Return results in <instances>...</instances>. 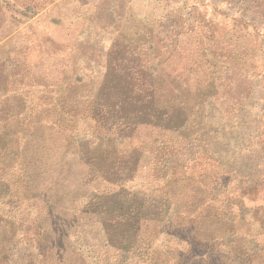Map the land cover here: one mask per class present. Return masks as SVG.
I'll return each instance as SVG.
<instances>
[{"label": "trees", "instance_id": "16d2710c", "mask_svg": "<svg viewBox=\"0 0 264 264\" xmlns=\"http://www.w3.org/2000/svg\"><path fill=\"white\" fill-rule=\"evenodd\" d=\"M34 1L0 0L7 23L36 15ZM210 4L249 41L171 1L124 36L114 16L96 81L0 65V261L264 264V124L246 117L252 92L264 100V0ZM102 9L86 6L72 36ZM174 58L186 66L166 71Z\"/></svg>", "mask_w": 264, "mask_h": 264}, {"label": "rangeland", "instance_id": "374dc122", "mask_svg": "<svg viewBox=\"0 0 264 264\" xmlns=\"http://www.w3.org/2000/svg\"><path fill=\"white\" fill-rule=\"evenodd\" d=\"M171 1L181 15L189 16L192 20L197 17L205 24V28L208 26L210 31L215 30L217 36L225 40L249 41L244 33L231 30L230 20L222 17L218 12L226 9L230 11V8L226 4H220L215 8L210 4L211 0H188L186 5L196 6L197 10L185 8L184 0H146L145 2L143 0H36L34 3L39 12L34 16L20 15V24L9 25L8 18L6 16L5 19V12L0 7V65L7 63L11 69L15 65L18 68L23 66L25 72H31L33 67H36L35 70L39 72L42 70L60 71L61 75H71V77L73 75L82 83L96 81L101 76L106 50L114 37V16L118 15L124 20L121 30L124 36L128 34L132 25L142 23L140 20L145 14H159L158 11ZM88 5L94 8L100 6L103 9L91 21H85L84 26H79L81 31L79 30L75 39L72 36V26L81 21L76 18ZM74 8L78 12L76 15ZM87 10L90 12L89 9ZM60 22L61 25H59ZM149 54L151 55V52L147 53V59L152 58ZM185 66V59L175 60L174 58V63L172 65L169 63L165 70L170 72ZM257 70L260 71L259 75L263 74V68L258 67ZM174 76L177 75L174 74ZM50 83L55 84L56 82ZM247 83L246 81L236 84L231 94L235 100L239 99L238 95L242 98L248 88ZM48 88H50L49 84H40L38 87L39 92L48 90ZM262 98L261 92L260 94L252 92L245 101L246 117L249 114L250 124H257L263 134L264 100ZM246 113L240 115L238 122L241 121L244 124L243 119ZM236 147H239L238 152L241 153V156L236 159L240 173L249 174L248 160L251 154L246 152L247 147L241 140ZM3 248L0 242V253ZM0 264L5 263L0 261Z\"/></svg>", "mask_w": 264, "mask_h": 264}]
</instances>
